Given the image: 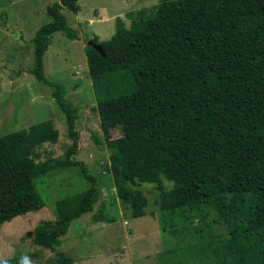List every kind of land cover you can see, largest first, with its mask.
<instances>
[{"label":"trees","instance_id":"trees-1","mask_svg":"<svg viewBox=\"0 0 264 264\" xmlns=\"http://www.w3.org/2000/svg\"><path fill=\"white\" fill-rule=\"evenodd\" d=\"M78 1L48 6L50 21L33 39L31 69L51 88L73 144L65 159L41 160L39 150L59 141L53 121L0 137V225L45 207L36 179L80 166L72 159L81 136L77 108L44 69L54 34L77 39L62 11L77 14ZM91 41L104 53L85 48L102 133L93 132L91 140L110 154L121 205L134 219L146 216L149 198L139 187L151 184L164 229L175 233L187 221L211 215L227 225L223 241L189 246L192 257L200 248L201 257L210 251L217 264H264V0H161L132 29L117 18L108 41ZM109 105L142 120L112 138ZM81 173L89 188L59 200L55 228L40 222L31 238L55 254L53 264H74L58 250L74 221L85 214L115 221L104 216L97 179L84 168Z\"/></svg>","mask_w":264,"mask_h":264},{"label":"rangeland","instance_id":"rangeland-1","mask_svg":"<svg viewBox=\"0 0 264 264\" xmlns=\"http://www.w3.org/2000/svg\"><path fill=\"white\" fill-rule=\"evenodd\" d=\"M161 0H79L77 14L63 10L69 27L77 32L71 40L63 33L52 36L44 56L47 78L64 86L67 101L77 108L79 150L72 159L80 166L63 168L36 179L45 207L0 225V263L13 257L19 264H53L54 253L35 246L31 238L36 226L46 222L56 226L55 205L59 200L89 188L82 168L97 179L104 216L114 222H96L93 214L74 221L59 251L68 254L74 264H217L210 251L193 257L189 246L228 236L225 223H215L214 216L180 225L175 233L164 229L162 212L156 204L158 194L151 184L139 189L149 198L147 215L132 218L116 197L110 173L109 152L96 147L92 133L102 136L96 98L89 76L86 51L88 42L97 37L108 41L115 33L116 19L121 18L132 29L142 15L153 13ZM60 0H0V137L53 121L59 130L57 144H46L39 151L41 160L48 157L63 160L73 144L66 131L65 118L52 96L51 88L39 83L31 74L34 67L33 39L39 28L50 19L48 6ZM105 109L115 122L111 137L120 138L141 122L123 108ZM168 187L172 184L166 182ZM26 237V239H23ZM210 254L208 257L207 255Z\"/></svg>","mask_w":264,"mask_h":264},{"label":"water","instance_id":"water-1","mask_svg":"<svg viewBox=\"0 0 264 264\" xmlns=\"http://www.w3.org/2000/svg\"><path fill=\"white\" fill-rule=\"evenodd\" d=\"M88 46L97 50L102 56H104L103 49L99 44L94 43L93 41L88 42Z\"/></svg>","mask_w":264,"mask_h":264}]
</instances>
